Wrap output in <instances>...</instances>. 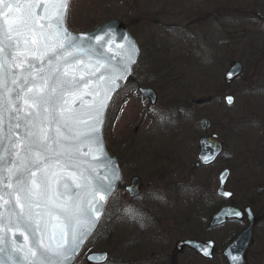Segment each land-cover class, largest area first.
Returning a JSON list of instances; mask_svg holds the SVG:
<instances>
[{
    "label": "rangeland",
    "instance_id": "rangeland-1",
    "mask_svg": "<svg viewBox=\"0 0 264 264\" xmlns=\"http://www.w3.org/2000/svg\"><path fill=\"white\" fill-rule=\"evenodd\" d=\"M226 1L221 0L222 3ZM167 3L168 0L68 2L65 21L72 31H88L115 19L128 27L141 49L132 68L131 82H127L113 96L108 106L103 131L107 149L118 159L121 156L124 162L121 186L127 184L129 177L135 174L142 178V188L133 199L128 198L122 188L118 189L109 198L102 217L109 220L117 216L119 208H122L132 212L130 215H143L146 221L143 220L139 227L132 223H116L112 227L113 232L117 233L115 238L101 234L90 240V251L107 252V264H135L134 240L129 242L132 244L127 251L123 250L125 245L117 244L114 240L124 237L120 233L134 234L150 222L153 224L145 230L153 233L157 244L153 246H167L160 247L166 248V252L175 253L173 245L183 237L215 240L214 237L218 236L206 233L200 225L201 221L195 218L203 214H196L200 212L199 203H206L201 202L205 197L203 192L201 196L198 191L191 190L188 196L183 194L184 198L181 199L180 186L176 185L175 189L168 186L169 182H188L186 176L189 174L181 168V146L174 147V144L181 143L183 135L197 133L191 129L196 127L198 117H207V113L216 112L218 116L213 118L214 126L208 133H219L220 140H225L227 146L229 143L224 134L228 136V126L236 124V135L229 141L231 143L235 139L233 178L236 174L239 180L240 175L251 171L249 164L253 159L248 152L259 149L250 137L249 127L253 116L250 124L247 117L249 97H255L245 93L244 86L256 74L264 78V0H231V5L225 3L227 14L233 9L237 11L236 22L233 21L236 29L227 28L226 24L225 28H219L223 16L215 19L212 5L195 8L197 14L191 10L176 14L168 10ZM236 24L241 25L238 27ZM148 42L152 44L149 53L146 51L149 49ZM232 61L242 64V73L235 82L224 84L222 75ZM137 86L154 89L157 98L153 106H148L139 98L135 93ZM225 94L233 97L230 106L222 102ZM207 95H212L215 102L217 100L223 105L216 106V110L212 105L201 108L188 106L191 99ZM258 99L262 101L261 104ZM252 104L255 107L252 109L251 106V109L262 116L264 96L252 100ZM175 152L179 155L173 154ZM193 154L194 151L191 152L192 157ZM141 173L142 177L139 175ZM201 178H205L203 173ZM186 199L189 211L186 207L182 210ZM182 224L188 225L186 229ZM257 230L253 244L245 253L246 264H264V228ZM146 241L148 246H152V241ZM137 257L140 261L136 264L153 263L152 257L145 252ZM178 260L177 264H224L217 253L210 262H203L185 252L179 255ZM78 264H84V261L79 260Z\"/></svg>",
    "mask_w": 264,
    "mask_h": 264
},
{
    "label": "water",
    "instance_id": "water-1",
    "mask_svg": "<svg viewBox=\"0 0 264 264\" xmlns=\"http://www.w3.org/2000/svg\"><path fill=\"white\" fill-rule=\"evenodd\" d=\"M8 2L15 4L17 0H8ZM25 2L26 0H19L21 4ZM27 2L38 5L31 7L37 19L44 17L39 22L45 27L37 28V31L43 34V38L32 36V39L38 40L36 45L21 43L18 49L12 51L24 52L25 67H28L29 63L33 65L31 71L36 77L37 85L42 86L41 76L48 81L44 105L48 108V112L43 113L41 110L39 122L47 129L49 139L43 147L31 144L25 139L29 130L26 122L19 121L21 127L16 129L14 125L17 121L12 118L10 112H4L3 129L0 131V157H2L0 159V197H2L0 199V264H41L43 258L39 257V253L34 260L29 251L37 250L35 247L37 236L42 237L47 245L51 244L49 237L55 233L56 241L59 243L60 229L66 226L69 213L79 210V218L85 222V227L88 220L94 219L95 222L87 231L79 248L64 262V264H73L84 243L96 230L107 200L120 182L121 171L118 161L105 147L103 124L113 96L126 84L131 75L139 49L127 27L118 20L110 19L91 30L76 32L70 30L65 23L69 0L66 9L63 10V21L59 27L55 20H49V17H54L59 9L56 0H27ZM50 22L51 28L47 27ZM59 42H63L65 47L57 49L55 58H51V53L43 56L48 52L49 47ZM4 60L8 61L10 67L12 61L7 50L5 53H0V62ZM241 70L240 63H231L223 75V82L230 83ZM65 72L68 75H65ZM3 79L10 80L7 71H4ZM31 86L30 84L29 87ZM6 87L16 86L9 83ZM52 89L55 91L53 92ZM136 91L150 105L156 102V94L152 88L137 87ZM6 96L15 102L16 91L8 92ZM227 97L230 96H224L223 101L226 105H230ZM209 99L210 97H204L193 99L191 102L199 105L208 102ZM32 119L36 120L35 117ZM198 124L204 131L209 126L206 118L198 119ZM94 129L96 131H93ZM14 142L20 147H15ZM197 143L196 166L208 165L221 152V144L214 135L211 138L200 136ZM36 153L42 157L39 164L33 163ZM13 172L16 174L13 175ZM29 172L36 173L34 179L39 185L38 188L33 189L31 195L21 192L17 181L19 175H23L29 181L33 179L29 177ZM226 175L227 171L223 170L218 177L220 186L217 188V193L223 196L229 195L222 192ZM139 183V178L133 175L122 189L129 198H133L139 193ZM101 184L110 186L106 195L94 191ZM26 186L31 187V184L28 183ZM100 195H104V199L100 201L102 207H99V215L96 216L94 212H89V202L95 203ZM17 197L19 204L16 203ZM4 201L9 203L4 204ZM243 211L246 215V225L221 251L227 264H245L243 256L250 242L254 221L249 208H244ZM241 214L236 208L223 207L210 216L207 227L221 225L225 219L240 218ZM37 221L40 225L39 233H36ZM183 243L205 259L212 257L211 240L201 242L196 239H186ZM26 256L28 259H25ZM106 258L105 251H94L85 255V261L89 264H102Z\"/></svg>",
    "mask_w": 264,
    "mask_h": 264
},
{
    "label": "flooded vegetation",
    "instance_id": "flooded-vegetation-1",
    "mask_svg": "<svg viewBox=\"0 0 264 264\" xmlns=\"http://www.w3.org/2000/svg\"><path fill=\"white\" fill-rule=\"evenodd\" d=\"M199 3L201 5H199ZM225 3L231 5V0H227ZM225 3H222L221 0H168L167 6H168V10H172L176 14L179 13L178 11H181L180 14H184V13H188L190 10L191 12L196 13L195 8L206 7L205 5H208V6L212 5V13L215 16V19L219 15L223 16V21H222V24L219 25V28L221 27L225 28L224 24H226L228 25L227 28L236 29L235 24H234L236 21L234 20H236L237 18V13H236L237 11H234L233 9L231 10V13L227 14L226 11L228 8L225 5ZM215 19H213V21L215 22V25H217ZM236 25L240 27L241 24H236ZM151 45L152 44L148 42L149 49H146L148 53L150 51ZM153 46H155L154 43H153ZM138 47H139V55H140L141 49H140L139 44H138ZM238 77L234 78L229 84H231L232 82H235ZM244 91L248 95L254 96L255 97L254 99H257V97H260L261 99V97L264 96V78L260 77L257 74L255 76H252L251 80L245 83ZM254 99L249 97L248 103L250 104V108L248 107L249 113L247 112V117H248L249 124H250L251 118L253 116L251 127H249V129L251 128L250 137L253 138L252 143H254L256 147H258L259 149L252 150V153H251V150H249L248 153L250 157L253 159L252 164H249V168L251 169V171L247 172L245 175L244 174L240 175L239 180L241 182L237 180L236 174H235V178H233V169L235 171L234 166H236L235 164L236 156H235V151L233 150L235 139L233 140V142L231 143L229 142L236 135V127H235L236 124L234 125L233 123L232 125L228 126V129H229L228 136L227 134H224L229 143L227 146V143L225 142V140L224 142L220 140L221 138H219V133H214V132L211 134L208 133V130L214 126L212 124L213 118L218 116L216 112L207 113L211 117L208 118L209 126L206 131H203L200 128L198 124V118L200 117H198L196 120V125H195L196 127L191 130L197 131V133L199 134L194 132L192 133V135L190 134L186 136L183 135L181 143L174 144V147L181 146V152H180L181 168H182V171L186 170L189 175L186 176L188 182L186 183L176 182L177 184L169 182L168 186L173 187L172 189H175L176 185H179L182 191L181 199L184 198L182 196L183 194L188 196L191 190H193L194 192L198 191L199 192L198 194L203 192V194L205 195V197L201 199L202 201L201 200L199 201L206 202V203L205 204L199 203L200 212L196 213L197 215L203 213L202 217L197 216L195 218L201 221L200 225L202 226V228L205 230L206 233L218 235L214 237L215 240L210 239L213 242L212 257L210 259H205L202 256H200L198 253L194 252L191 248L184 245L183 241L186 239H190L189 237H186V238L183 237L181 240H177L174 243L173 250L175 253L166 252L167 251L166 248L160 249V247H167V246H160V247L153 246V245H157L154 235L152 232L145 230L147 228H150L151 224H153L150 222L149 224L144 225L143 228H141V230L139 231L137 230L138 232L135 231L134 234L131 232H128V233L122 232L120 234L124 235V237H120L119 240H114L115 243L117 244L119 243V244L125 245V248H123V250H126V251L130 249V245L132 244L129 242L134 240V244L136 245V252H135L136 255H134L133 257L134 259L133 262L135 264L138 261H140V259H137L139 258L137 256H139L142 252L147 253L148 257H152L153 259L152 264H177V261H179L178 260L179 255L183 252L191 256L193 255L198 260H201L203 262L204 261L210 262L215 256V253H217L219 256V260H221L224 264H226L224 259L221 256V251L236 237L238 232L246 225V215L243 210L244 208H249L253 216L254 225L252 228V235H251L250 243L244 252V260H245V253L247 252L248 248L253 244L256 231H258L257 229L264 228V114L262 116L261 114L256 115V113L254 112L255 110H252L253 107H255L254 104H252V100ZM259 101L261 104L262 101L261 100ZM220 104L221 106L223 105L221 102L217 100L215 102V99L213 98L212 101L210 99L208 103L200 104L197 107L198 108L206 107V106L210 107L212 105L213 108L216 110L215 107L220 106ZM251 106H252V109H251ZM251 111L253 115H251ZM232 133L234 135H232ZM213 135L215 136L216 140H218L222 146L221 152L217 155L214 161L209 163L208 165L200 164L196 166L195 164L197 162L196 155L198 152V143H197L198 138L200 136L211 138V136ZM230 145H231L232 151L230 150ZM193 151H194V154L192 157L191 152ZM173 154H177V153L175 152ZM122 156L125 157L124 154ZM185 157H186V160H185ZM119 162H120L121 169H122V165L124 162L121 156L119 157ZM168 163L171 164L172 162L169 160ZM250 165L252 167H250ZM170 170L172 169L170 168ZM223 170L227 171L226 178L222 185V192L229 193V195H227L226 197H223L217 193V188L220 186L218 177L220 175V172ZM202 173L205 176V178L203 179L201 178ZM139 175H141L142 177V173ZM139 181H140L139 183V193H140L141 188H142V178L141 179L139 178ZM196 181L198 182L197 184H196ZM200 195L202 196V193ZM186 201L187 199L185 200V205L182 206L183 211L185 207L188 209V211L190 210V206L186 205ZM223 207L236 208L240 210L242 214L240 218L225 219V221L221 225L215 226L213 228H208L207 224H208L210 215L219 211ZM143 220L144 222L146 221L143 215L141 214L139 216L136 214H132V215L125 214V215L113 216L107 226L109 228V231H112L110 232L109 236L113 235L112 237L115 238V235L117 233L113 232L112 227L116 223H119V224L120 222L128 223V224L132 223V224H136V226L139 227ZM187 226L188 225H183V228L186 229L185 227ZM147 235H148V238H147L148 241H152L151 243L152 246H148V242L146 241L147 239H145ZM191 239H197V238L192 237ZM197 240L203 242L205 240H209V238L208 239L198 238ZM119 249H121V247ZM119 253L121 254V252ZM108 261H109V257L107 254V261L104 264H107Z\"/></svg>",
    "mask_w": 264,
    "mask_h": 264
},
{
    "label": "snow or ice",
    "instance_id": "snow-or-ice-1",
    "mask_svg": "<svg viewBox=\"0 0 264 264\" xmlns=\"http://www.w3.org/2000/svg\"><path fill=\"white\" fill-rule=\"evenodd\" d=\"M56 2L59 5V9L54 17H49V20H55L59 27L62 25L63 10L66 9L68 0H56ZM32 6L38 5H32L28 3L27 0L24 4L19 3V0H17L15 4L8 2V0H0V37H2V39H0V53H5L7 50L12 61L10 67L8 66L7 60L0 62V89H2V91H0V131L3 129L4 112H10L12 118L17 121L14 125L16 129L21 127L19 121L24 120L26 122V126L29 130L25 139L29 140L31 144L43 147L46 145L49 136L47 129L42 127L39 121L41 110L43 113L48 112V108L44 106L45 90L48 87V81L41 76L42 86L37 85L35 82L36 77L31 71L33 65L29 63V66L25 67L26 57L24 52L18 50L12 51L18 49L21 43L24 45H36L38 40L32 39V36L43 38V34L38 32L37 28L43 29L45 27L44 24L39 22V20L44 19V17L37 19L36 14L31 11ZM47 27H52L51 22ZM57 35H59V32H57ZM64 47V43L59 42L55 46L49 47L48 52L44 53L43 56H48V54L51 53V58H55L57 49H63ZM68 55H71V53H68ZM37 59H43V57H37ZM4 71L8 72L10 80L5 81L3 79ZM64 74L68 75L67 72ZM9 83L16 87L7 88L6 85ZM30 84L32 85L31 87H29ZM17 89H19V91H17ZM13 91H16L15 102L9 100L6 96V93ZM52 91L54 92L55 89H52ZM226 99L228 103L232 102L231 97H227ZM21 101L22 103H19ZM65 104H67V101H65ZM32 117H35L36 120L34 121ZM161 119H164V117H161ZM93 131L96 130L94 129ZM14 146L20 147L16 142H14ZM24 147H27V145H24ZM17 156H19V153H17ZM0 159H2V157H0ZM41 159L42 157L39 153H36L34 154L33 163L39 164ZM12 174L15 175L16 173L13 172ZM35 176V172H29V177L33 178L30 181L23 175L17 176L21 192L31 195L33 189L39 187L34 179ZM28 183L31 184V187L26 186ZM109 190L110 186L101 184V186L94 191L106 195ZM104 195H100L99 200L95 203L89 202V212H94L96 216L99 215V207H102L100 201L104 199ZM0 199H2V197H0ZM8 203L9 201H4V204ZM16 203L19 204V197L16 198ZM20 206L23 207V205ZM79 217V210L74 213H69L66 226L60 229L61 239L59 243L56 241L55 233L49 237L51 244L47 245L42 237L37 236L35 245L37 250H29L31 257L35 260L39 253V257L43 258L41 264H64V262L70 259L79 248L87 231L95 222L94 219H90L87 221V227H85V222ZM39 231L40 225L37 221L36 233H39ZM54 257L56 258L55 260L53 259ZM25 259H28V257L26 256Z\"/></svg>",
    "mask_w": 264,
    "mask_h": 264
},
{
    "label": "trees",
    "instance_id": "trees-1",
    "mask_svg": "<svg viewBox=\"0 0 264 264\" xmlns=\"http://www.w3.org/2000/svg\"><path fill=\"white\" fill-rule=\"evenodd\" d=\"M131 79L129 80V82H131ZM129 213H132V212H129V210H123L122 208H119V212H117L118 215H125V214H129ZM109 220L108 219L104 220V218L101 219V221H100L95 233L93 234L94 235L93 237H96L97 235H101V234L104 235V233L107 231L106 226H108ZM110 232H112V231H110ZM110 232H108V235H107L108 237L110 235ZM89 250H92L91 247H90V242H88L85 245V248H84V251H89ZM78 262H79V259L76 261L75 264H78Z\"/></svg>",
    "mask_w": 264,
    "mask_h": 264
}]
</instances>
